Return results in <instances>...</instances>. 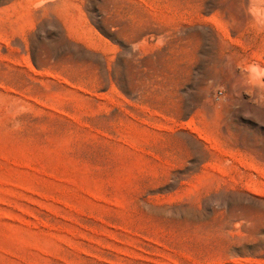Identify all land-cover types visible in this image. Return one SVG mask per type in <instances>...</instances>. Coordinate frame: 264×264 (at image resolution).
I'll return each instance as SVG.
<instances>
[{
	"label": "rangeland",
	"instance_id": "374dc122",
	"mask_svg": "<svg viewBox=\"0 0 264 264\" xmlns=\"http://www.w3.org/2000/svg\"><path fill=\"white\" fill-rule=\"evenodd\" d=\"M241 2L0 0V264H264Z\"/></svg>",
	"mask_w": 264,
	"mask_h": 264
},
{
	"label": "bare ground",
	"instance_id": "6f19581e",
	"mask_svg": "<svg viewBox=\"0 0 264 264\" xmlns=\"http://www.w3.org/2000/svg\"><path fill=\"white\" fill-rule=\"evenodd\" d=\"M240 21L255 28L258 35L263 33V38L254 51L242 56L227 50L220 61L226 66V69L235 70L238 74L236 76L240 75L236 71V67H244L248 81L253 83L256 94H260L264 90V0H242Z\"/></svg>",
	"mask_w": 264,
	"mask_h": 264
}]
</instances>
